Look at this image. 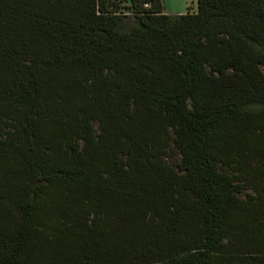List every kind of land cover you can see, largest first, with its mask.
Masks as SVG:
<instances>
[{
	"label": "trees",
	"instance_id": "1",
	"mask_svg": "<svg viewBox=\"0 0 264 264\" xmlns=\"http://www.w3.org/2000/svg\"><path fill=\"white\" fill-rule=\"evenodd\" d=\"M196 4L0 0V264H264V0Z\"/></svg>",
	"mask_w": 264,
	"mask_h": 264
},
{
	"label": "rangeland",
	"instance_id": "2",
	"mask_svg": "<svg viewBox=\"0 0 264 264\" xmlns=\"http://www.w3.org/2000/svg\"><path fill=\"white\" fill-rule=\"evenodd\" d=\"M164 11L168 14L177 15L181 13H186L187 11L193 12L196 11L197 4L196 0H162ZM133 24L131 19H125L121 23L122 29H127ZM178 155H172L167 159L168 162H170L174 167H176L177 171H180V169L176 166V163L178 162Z\"/></svg>",
	"mask_w": 264,
	"mask_h": 264
}]
</instances>
